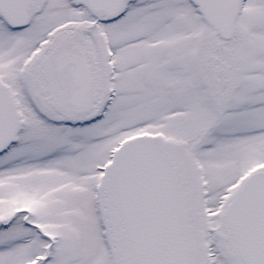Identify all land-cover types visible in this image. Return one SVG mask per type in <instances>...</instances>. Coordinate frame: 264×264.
Returning a JSON list of instances; mask_svg holds the SVG:
<instances>
[{
  "label": "snow or ice",
  "instance_id": "obj_1",
  "mask_svg": "<svg viewBox=\"0 0 264 264\" xmlns=\"http://www.w3.org/2000/svg\"><path fill=\"white\" fill-rule=\"evenodd\" d=\"M0 264H264V0H0Z\"/></svg>",
  "mask_w": 264,
  "mask_h": 264
}]
</instances>
